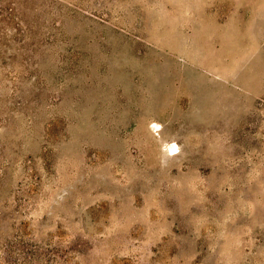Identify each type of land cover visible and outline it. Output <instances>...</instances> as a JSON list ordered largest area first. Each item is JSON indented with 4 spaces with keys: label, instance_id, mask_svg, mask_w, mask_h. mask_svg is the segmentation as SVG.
I'll return each mask as SVG.
<instances>
[{
    "label": "rangeland",
    "instance_id": "rangeland-1",
    "mask_svg": "<svg viewBox=\"0 0 264 264\" xmlns=\"http://www.w3.org/2000/svg\"><path fill=\"white\" fill-rule=\"evenodd\" d=\"M3 16L0 264H264V0Z\"/></svg>",
    "mask_w": 264,
    "mask_h": 264
},
{
    "label": "trees",
    "instance_id": "trees-1",
    "mask_svg": "<svg viewBox=\"0 0 264 264\" xmlns=\"http://www.w3.org/2000/svg\"><path fill=\"white\" fill-rule=\"evenodd\" d=\"M20 3L21 0H0V11H4V9L13 10L14 6H18ZM10 17H13L12 14H10ZM2 19H5V16L0 17V22Z\"/></svg>",
    "mask_w": 264,
    "mask_h": 264
},
{
    "label": "clouds",
    "instance_id": "clouds-1",
    "mask_svg": "<svg viewBox=\"0 0 264 264\" xmlns=\"http://www.w3.org/2000/svg\"><path fill=\"white\" fill-rule=\"evenodd\" d=\"M170 151L175 153L176 151H178V149L175 145H173L172 148L170 149Z\"/></svg>",
    "mask_w": 264,
    "mask_h": 264
},
{
    "label": "bare ground",
    "instance_id": "bare-ground-1",
    "mask_svg": "<svg viewBox=\"0 0 264 264\" xmlns=\"http://www.w3.org/2000/svg\"><path fill=\"white\" fill-rule=\"evenodd\" d=\"M176 146V145H175Z\"/></svg>",
    "mask_w": 264,
    "mask_h": 264
}]
</instances>
